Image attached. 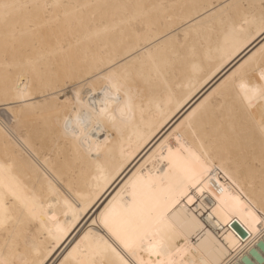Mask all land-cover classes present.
<instances>
[{
    "label": "bare ground",
    "instance_id": "obj_1",
    "mask_svg": "<svg viewBox=\"0 0 264 264\" xmlns=\"http://www.w3.org/2000/svg\"><path fill=\"white\" fill-rule=\"evenodd\" d=\"M0 3V261L264 264V0Z\"/></svg>",
    "mask_w": 264,
    "mask_h": 264
},
{
    "label": "snow or ice",
    "instance_id": "obj_2",
    "mask_svg": "<svg viewBox=\"0 0 264 264\" xmlns=\"http://www.w3.org/2000/svg\"><path fill=\"white\" fill-rule=\"evenodd\" d=\"M19 7V5L15 4H8V3H0V15L7 16L10 13V10L15 9ZM264 32V29L261 30ZM262 54H264V47L261 49ZM260 79L264 81V72L261 73ZM246 89V92L248 93L246 95V99L249 101V103L252 102V100L259 98L261 101H264V86L262 87H253V88H247L246 86H243ZM130 245L125 244V247H129ZM0 264H5L4 261H0Z\"/></svg>",
    "mask_w": 264,
    "mask_h": 264
},
{
    "label": "water",
    "instance_id": "obj_3",
    "mask_svg": "<svg viewBox=\"0 0 264 264\" xmlns=\"http://www.w3.org/2000/svg\"><path fill=\"white\" fill-rule=\"evenodd\" d=\"M231 227L241 238H244L246 236V230L237 221L234 220L231 223Z\"/></svg>",
    "mask_w": 264,
    "mask_h": 264
},
{
    "label": "rangeland",
    "instance_id": "obj_4",
    "mask_svg": "<svg viewBox=\"0 0 264 264\" xmlns=\"http://www.w3.org/2000/svg\"><path fill=\"white\" fill-rule=\"evenodd\" d=\"M258 247H262V249H264V240L263 239H260V240H258V243H257V248ZM251 251L255 254L256 252H257V249H255L254 247L253 248H251ZM258 254V253H257ZM259 255V254H258ZM249 255H244L243 256V259H244V261L245 262H250L251 263V259H249V257H248ZM248 257V258H247ZM235 264H237V263H235Z\"/></svg>",
    "mask_w": 264,
    "mask_h": 264
}]
</instances>
